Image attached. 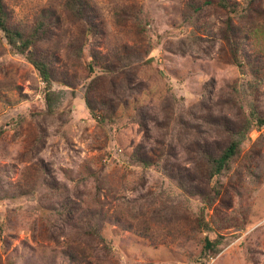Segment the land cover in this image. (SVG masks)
<instances>
[{"label":"rangeland","instance_id":"rangeland-1","mask_svg":"<svg viewBox=\"0 0 264 264\" xmlns=\"http://www.w3.org/2000/svg\"><path fill=\"white\" fill-rule=\"evenodd\" d=\"M66 1L3 0L12 26L29 31L44 12L57 19L38 48L55 51L50 90L62 98L56 115H43L46 84L0 30V264H264V126L209 181L218 190L204 215L211 230L196 221L201 198L167 169L195 173L194 140L220 138L203 116L240 123L250 102L264 111V64L252 97L255 71L237 67L222 38L228 22L246 59L264 63V3L236 0L238 14H227L214 4L193 13L189 3L202 0H84L96 28L83 35L87 22L66 17ZM125 46L149 54L128 74L103 60L88 72L93 56L114 61ZM93 78L103 85L93 97L118 108L112 123L86 105ZM234 86L247 91L232 101ZM137 149L150 167L133 159ZM44 166L53 190L41 183Z\"/></svg>","mask_w":264,"mask_h":264},{"label":"trees","instance_id":"trees-1","mask_svg":"<svg viewBox=\"0 0 264 264\" xmlns=\"http://www.w3.org/2000/svg\"><path fill=\"white\" fill-rule=\"evenodd\" d=\"M257 1L264 3V0H249L248 5L251 6ZM198 3L199 2L193 1L189 3V8L192 9L193 13L202 10V6L213 4L225 10L227 14H238L239 12V4L236 0H202L201 6H199ZM63 10L67 15L66 17L70 20L80 21L84 19V21L87 22V26L82 30L83 35H89L96 28V26H92L91 22H89L90 12L84 0H67ZM134 16L133 11H131L125 17L133 18ZM8 17L9 13L5 8L4 2L0 0V30L3 33V37L11 51L24 55L27 61L38 71L47 89L45 93V110L43 111V115L54 116L56 115V109L62 98L61 94L50 90L52 82L58 79V75L54 71L55 64H57L58 60L55 56V51L52 52L51 49H39L38 45L52 33L53 28L58 27V21L57 19H53L52 14L44 12L35 20L33 28L27 31L19 26L10 25L8 23ZM122 17L123 15L120 16V18ZM191 17L186 16L184 19L191 20ZM136 25L139 26V24H135V26ZM237 37H239V34L234 33L233 26L227 22L222 38L231 49L230 56L233 58V63L239 68L246 65L255 71V79L247 83L246 86V89L250 90L249 95L254 97L255 94L257 95L259 92L257 86L259 84V79L257 77L258 70L260 71L261 65L264 63L258 56H253L251 58L253 62H250L249 58L246 59L244 52L242 53L241 50L242 39ZM127 48L128 47L125 46L124 49L118 53L115 52L116 54L114 53L113 56L114 61H110L105 56L96 54V56L91 58L88 64V72L90 74L94 73L95 63L99 60H103V69L109 73L118 74L120 71L124 70L126 74H128L136 65L142 63V53L146 56L149 54L147 49L142 51L141 47L133 49ZM242 61H244L243 64ZM256 79L257 81L255 84L253 82ZM63 83L67 85L69 82L63 80ZM96 83L98 87L102 89L103 85L100 84L101 82H98L97 78H93L86 88L84 96L86 105L91 113L99 115V124H103L105 121L107 123H112L118 108L113 107L112 101L106 100L104 96L98 95L97 97H93L92 91L96 88ZM235 87L236 86L233 87V91L230 95V97L232 96V101L233 98L238 99L235 97L240 98V96L246 94L247 91L242 87L240 90H234ZM249 95L246 97H249ZM249 108V117L245 118L240 123H234L230 117L225 116L218 119H213L209 115L203 116V123H213L211 129H213L220 138H213L207 133V136L203 135L196 141L194 140L193 158H195V173L189 170L186 171L181 166H176L174 170H170L168 165L167 169L169 176L178 182L181 191L192 197L198 196L201 198L203 205L197 211L196 221L198 227L202 230H211L210 223L205 220L204 215L206 208L211 207L218 195V190L215 187H209V181L214 177L228 173L232 169L248 133L255 126L257 128L264 126V111H259L253 102L249 103ZM261 142L264 144V138ZM132 157L143 168H148L153 164L151 159L138 149L133 152ZM39 171L45 177L41 183L45 184L50 190H53V183L48 182L51 176L50 170L44 166L43 168L40 167ZM204 247L206 251L217 252L216 244L207 239L204 241Z\"/></svg>","mask_w":264,"mask_h":264}]
</instances>
